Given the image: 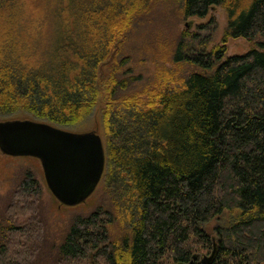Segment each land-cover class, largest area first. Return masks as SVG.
<instances>
[{
  "label": "trees",
  "instance_id": "obj_1",
  "mask_svg": "<svg viewBox=\"0 0 264 264\" xmlns=\"http://www.w3.org/2000/svg\"><path fill=\"white\" fill-rule=\"evenodd\" d=\"M216 5L227 18L220 42L194 49L197 31L182 28L172 62L129 89L141 75L119 50L150 0H0V112L67 128L99 119L91 129L113 214L73 215L49 264L89 254L105 264H264V0H183L182 10ZM237 36L257 44L226 52ZM39 192L24 170L5 210L32 209ZM31 209L21 223L6 211L0 264H34L41 223ZM114 219L123 228L110 235ZM210 248L206 261L192 256Z\"/></svg>",
  "mask_w": 264,
  "mask_h": 264
},
{
  "label": "rangeland",
  "instance_id": "obj_2",
  "mask_svg": "<svg viewBox=\"0 0 264 264\" xmlns=\"http://www.w3.org/2000/svg\"><path fill=\"white\" fill-rule=\"evenodd\" d=\"M182 1L150 0L149 8L140 15L132 29L129 30L128 36L123 40L119 51L128 55L127 65H129L130 70L141 75L139 81L133 84V88L129 89L143 87L146 85L145 82H149V79L160 68L159 65H168L172 62L170 59L172 42L177 41L181 36L182 28H186L192 33L197 31L195 38L192 40L194 49L201 45L203 41L200 40L202 39H206L205 48L220 42L227 21L224 7L216 5L202 16L184 15ZM258 38L263 37L258 36ZM225 43L226 52L228 53L243 52L250 45L257 44L254 40L243 36L228 37ZM180 66L187 69L192 67V63L189 61L182 62ZM14 114H23V112L19 111ZM13 116L15 115H12V113L0 112V118ZM95 119H98V116L88 115L80 122L69 125V129H91ZM26 169L32 173L40 185L38 204H34L32 209L29 207L23 209L25 205L20 204L19 208L5 210L8 200L15 202L14 187ZM102 176L101 173L92 191L82 201L74 204L59 203L46 187L36 157L27 154L13 155L0 151V223L6 222L3 220L4 217L13 212L14 215L17 214L13 221L21 223V221H24L23 217L27 211L34 209L33 215L39 219L41 229L39 237H35L39 244L37 258L35 256L32 260L34 264H49L52 261L51 254L54 251V245L60 241L73 215L87 213L97 206L105 207L113 214L111 195L103 185ZM6 211H8V214H6ZM9 211H12V213H9ZM221 220L220 216L215 217L207 228L213 230L214 226ZM116 228L121 231L123 227L120 226L117 219L111 220L109 222V234H114L117 231ZM210 250L211 248L207 251L201 250L197 254L201 257L203 254H208ZM79 263L105 264L90 254L79 258Z\"/></svg>",
  "mask_w": 264,
  "mask_h": 264
},
{
  "label": "water",
  "instance_id": "obj_3",
  "mask_svg": "<svg viewBox=\"0 0 264 264\" xmlns=\"http://www.w3.org/2000/svg\"><path fill=\"white\" fill-rule=\"evenodd\" d=\"M0 151L36 157L46 187L64 204L82 201L104 166L102 141L94 129L74 130L28 116L0 118ZM213 252L211 248L201 260L206 261Z\"/></svg>",
  "mask_w": 264,
  "mask_h": 264
},
{
  "label": "flooded vegetation",
  "instance_id": "obj_4",
  "mask_svg": "<svg viewBox=\"0 0 264 264\" xmlns=\"http://www.w3.org/2000/svg\"><path fill=\"white\" fill-rule=\"evenodd\" d=\"M199 254H197V256H198Z\"/></svg>",
  "mask_w": 264,
  "mask_h": 264
}]
</instances>
